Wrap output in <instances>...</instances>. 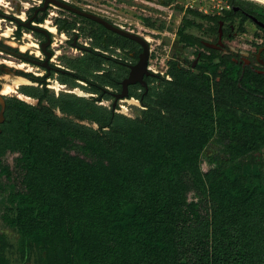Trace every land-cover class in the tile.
Returning <instances> with one entry per match:
<instances>
[{
  "label": "trees",
  "instance_id": "trees-1",
  "mask_svg": "<svg viewBox=\"0 0 264 264\" xmlns=\"http://www.w3.org/2000/svg\"><path fill=\"white\" fill-rule=\"evenodd\" d=\"M195 13L217 22L226 17ZM113 75L105 70L100 83L115 85ZM161 79L183 100L148 101L150 92L142 97L145 88L135 87L130 96L146 106L136 117L97 104L100 97L84 98L79 113L71 97L51 101L57 99L47 86L26 90L37 104L6 98L0 156L19 152L24 174L5 216L20 238L17 245L7 239L15 249L0 251V264H26L38 248L47 264H264V171L243 161L252 138L264 140V117L252 121L245 101L222 89L213 93L177 75ZM238 82L230 84L249 99L255 91ZM57 106L98 125L59 115ZM215 124L229 132L228 155L205 171L201 151ZM73 138L81 153L69 150Z\"/></svg>",
  "mask_w": 264,
  "mask_h": 264
},
{
  "label": "rangeland",
  "instance_id": "rangeland-1",
  "mask_svg": "<svg viewBox=\"0 0 264 264\" xmlns=\"http://www.w3.org/2000/svg\"><path fill=\"white\" fill-rule=\"evenodd\" d=\"M85 5H91L90 7L104 16L113 19L123 24L127 29L135 32H139L143 35H148L151 40L152 52L151 63L159 70L161 76L168 79H173L175 75L179 79L185 82L210 89L213 93L217 89H222L226 97L232 98L237 101L244 100L246 108L252 112L249 116L252 121H258L256 117H264V68L261 65L256 69L253 67L245 75L241 68V55H253L262 47L261 55L264 59V30L256 25L253 21L247 19L242 13L235 12L239 5L248 6L254 8L257 11L264 13V2L259 0H229L231 7L225 9L222 14L225 15L224 23L221 26L220 22L207 18L204 15H198L195 13L196 8L186 7L182 0H77ZM231 9H234V13H231ZM200 11V10H199ZM69 16H73L76 20L83 22L86 28H97V37L99 40H104L106 44H116L118 48L126 44V41L137 46L135 41H132L126 37H120L113 31L106 29V27L99 25L95 20L88 17L74 16L71 13H67ZM213 14V13H210ZM234 26V30L238 32L234 36H226L225 33L232 31L231 27ZM183 30L186 33L193 34L200 37L203 44L187 42L180 37L179 31ZM57 31V30H56ZM221 31L223 34L221 35ZM59 33V32H58ZM57 33V35H58ZM64 33V32H63ZM103 33H107L106 38ZM67 34V33H66ZM150 34V35H149ZM70 35V34H68ZM91 35L84 33L81 37L82 40L90 42ZM227 40V45L221 46L220 41ZM101 41V42H102ZM219 41V42H218ZM55 46L58 56L55 57L57 62H62L63 65L74 67L86 73L89 77L96 81L101 82V76L98 70H112L113 74L117 77H121L125 69L114 61H110L103 56H92L88 53L83 58L78 59L81 55L80 50L73 48L70 43H61ZM23 44H26L22 42ZM93 45L100 50H107L113 52L117 56L124 55L121 52H117L114 48L108 49L107 46H103L100 41L93 43ZM217 46L218 51H214L208 46ZM216 47V46H214ZM234 52V57L237 60H227L223 58V54ZM121 53V54H120ZM124 57V56H123ZM1 61L6 60L5 63L10 65H18L23 63L20 59L0 53ZM176 62L181 68L188 72H180L175 69L173 63ZM5 65L3 72L0 71L1 87L2 91L6 83L13 85V81L16 78L13 70L17 66ZM20 67V66H19ZM21 69H30L37 73H43L42 67H38L31 63H26ZM10 70V71H9ZM13 72V73H12ZM19 73V72H18ZM21 73V72H20ZM161 76L154 78L150 83V96L147 97L148 101L160 102H178L182 99V94L177 87L172 86L161 79ZM58 75H55L49 81L48 88L54 93L57 100H51L54 102H60L62 96L72 98L80 104L77 112L82 113L81 104L84 98L100 97L96 101L99 105H104L108 108L112 107L113 96L106 95L102 97L100 92L93 89L84 81V84H78L72 81L67 86L64 80L59 79ZM58 78V79H57ZM58 80V81H57ZM239 80V85H245L249 88H256L258 92H255L249 99L246 100V95L240 90H234L231 81ZM78 84V85H77ZM75 86V87H73ZM32 87H41L38 83H25L22 82L16 91L5 93L6 98L17 96L29 103H37L33 97L29 95H23L21 89L30 90ZM112 87V86H110ZM142 90V89H140ZM135 99L129 98L126 101H120L123 106L119 105L116 111L125 113L129 116L136 117L141 114L142 109L146 106L142 103L141 99L134 96ZM50 100L45 101L46 104L51 103ZM216 107V106H215ZM113 108V107H112ZM55 111L59 115L73 118L75 121L83 123L93 124L97 126V122L89 121L87 119H80L76 117L74 113L63 112L61 107L57 106ZM2 126V123H0ZM256 123H252V126ZM213 132L209 136L208 143L201 151V166L207 171L218 166L219 162L228 155L227 148L229 146V136L227 131L219 129L217 124L213 125ZM252 138V142L248 145L250 149H245L243 152L248 157L246 160H253L255 164L264 171V140L255 141ZM73 143L69 149L72 153H81V141L77 138H73ZM19 152H6L0 156V232L4 237L0 238V251H12L15 249L14 245H9L8 241L15 243L20 236L18 231L5 222V216L12 210L15 205L12 204L8 197L10 193L16 189H22V178L24 174L23 168L18 164ZM4 166H8L12 170L10 175L1 173ZM191 198H196L195 192L190 193ZM8 239V241H7ZM41 248L35 249L33 260L26 262V264H47L43 259L47 256L46 250L42 252ZM0 252V253H1ZM43 261V262H42Z\"/></svg>",
  "mask_w": 264,
  "mask_h": 264
},
{
  "label": "flooded vegetation",
  "instance_id": "flooded-vegetation-1",
  "mask_svg": "<svg viewBox=\"0 0 264 264\" xmlns=\"http://www.w3.org/2000/svg\"><path fill=\"white\" fill-rule=\"evenodd\" d=\"M59 1L61 2L63 1L69 5L75 6L80 9L98 13L90 7L91 5H85L77 0H59ZM61 2H57L55 0H4L3 3H0V53L1 54L5 53L7 55L14 56L20 59L21 61H23V63L19 64L20 67L18 65H10L8 63V65L12 67L17 66L15 68L13 67L14 68L13 70H15L14 74L16 75V78L13 81V85L10 83H6L3 91L1 87L2 81L0 80V91L3 93L16 91V88L19 87V85L22 82L34 83V84L38 83L41 84V87L44 86L48 87L51 78L55 75H58L59 76L58 78L64 80L67 86H69L70 83H72V81L77 82L78 84H84L85 81L88 83L89 86L91 87L97 86L99 89H103L105 93L110 94L114 98L113 93L122 90L121 81L129 75L131 69L130 65L138 61L139 54L142 51V45L139 42L132 39H131L132 41H135L137 43L136 47L135 45H133L128 41H126V44L122 45L121 48H118V46L116 45L118 40L115 41L116 44H106L104 40L103 41L99 40V38L97 37L98 36L97 28L94 27L86 28L83 22L76 20L73 16H69L67 13H71L72 15L79 17H87V16L78 13L76 10L62 4ZM235 12L242 13L245 17H247V19L253 21L256 25H258L261 29L264 30V13L257 11L254 8L248 6L247 7L241 6V5L238 6ZM100 15L104 16L103 14ZM104 17L109 19L113 23H116L122 26L123 28L127 29L123 24L113 19H110L106 16ZM96 22L99 25L104 26L102 23H99L98 21ZM223 23H224V19H221L220 20L221 26L223 25ZM106 29L108 28L106 27ZM231 30L232 31L226 32L225 35L231 37L238 33L234 30L233 25L231 27ZM84 33L91 35V38H89V40H91L90 42L81 39ZM115 33L118 34L120 37H126L120 33L117 32ZM103 34L104 37L106 38L107 33H103ZM222 34L223 32L221 31V35ZM147 40L149 41L150 39ZM58 41H61V43L63 42L70 43L73 48L75 47L77 50H80L81 55L77 57L78 59L83 58L86 53L94 57L103 56L106 59L110 61H114L119 65H121L125 69V71L123 72V75L121 77H117L115 75L112 76V80L115 82V85L112 84L113 85V86L111 85L112 87H110V85L103 86L99 81H96L93 78L89 77L83 71L79 69H75L74 67L63 65L62 62L60 61L57 62L55 57L58 56V54L55 46L60 45ZM98 41H100V44L102 43L103 46L104 45L107 46L108 49L114 48L117 52H121L124 55L117 56L113 52H109L107 50H100L96 48L93 45V43ZM22 42L26 44H23ZM149 42H150L151 51L149 56L148 69L153 74L144 75V79L147 80L148 82V87L142 81H137L129 85L130 92L135 87H138V91H141L140 89L144 87L145 89L143 90L142 97H144L147 94L148 90L150 89V83L148 79L152 77L156 78L158 76H161V73L156 72L155 70H153V68L149 66L151 64V52H152L151 41ZM219 43L221 44V46L219 45H214L216 47L208 46V45L207 46L214 51H218V49H216L217 46L219 47L225 46L227 45L226 43L228 42L227 40H225L224 42L220 41ZM200 44H203L202 40ZM261 52H262V47H260L258 51L256 53L254 52L253 55L251 56L241 55V59H240L242 65L241 70L244 75L253 67L257 69L258 66L261 65V67L264 68V59L263 56L261 55ZM233 54L234 52H229L223 54L222 56L227 60L230 59L237 60V58L234 57L235 55ZM5 62L6 60L1 61L0 59L1 69H4L5 65L8 67L7 63ZM26 63H31L38 67H42L44 72L37 73L30 69H26V70L21 69V67L24 66ZM46 63H48V65ZM0 71L3 72V74L6 73L3 70ZM104 71L105 70L103 71L98 70V73L101 74ZM4 76H6V74H4ZM27 78L30 79L31 81L29 82ZM244 87L246 86L244 85ZM250 89L254 90L255 92H258V89L254 87ZM20 91L21 93H23V95L26 96L29 95L30 97H33L35 100H37L38 103L39 101L38 96H35L33 94H28V92H26L25 89H21ZM132 97L134 96H130L128 98H132ZM119 101L120 99L118 100V104H117L118 106L120 104Z\"/></svg>",
  "mask_w": 264,
  "mask_h": 264
},
{
  "label": "water",
  "instance_id": "water-1",
  "mask_svg": "<svg viewBox=\"0 0 264 264\" xmlns=\"http://www.w3.org/2000/svg\"><path fill=\"white\" fill-rule=\"evenodd\" d=\"M57 2H61L59 0H55ZM62 4L71 7L72 9L76 10L78 13L85 15L91 19H94L98 21L99 23H102L105 27H107L110 30H113L117 33H120L130 39H133L137 42H139L142 45V51L139 54L138 61L134 64L130 65V72L127 77H125L122 81V90L119 92L113 93L114 95V100L112 103V107L115 109V107L118 104V100L121 98H128L130 97V91H129V85L131 83L137 82V81H142L147 87H148V82L147 80L144 79L145 74H153L149 69H148V62H149V56H150V42L139 32L131 31L129 29H125L122 26L113 23L109 19L105 18L104 16L90 12L88 10L80 9L75 6L69 5L65 2H61ZM256 19V18H255ZM262 23V22H260ZM48 65V63H46ZM28 79V78H27ZM29 82L31 81L28 79ZM0 123H2L5 120V111H6V95L5 93L0 91ZM1 130V129H0Z\"/></svg>",
  "mask_w": 264,
  "mask_h": 264
},
{
  "label": "built area",
  "instance_id": "built-area-1",
  "mask_svg": "<svg viewBox=\"0 0 264 264\" xmlns=\"http://www.w3.org/2000/svg\"><path fill=\"white\" fill-rule=\"evenodd\" d=\"M183 1L185 3L186 7L196 8V9H198L204 13H207V14H210V13L222 14V12L225 9H228L231 7V3L229 0H182V4H183ZM144 36L147 39L150 38L148 35H144ZM149 41H151V40H149ZM149 66L151 68H153V70H155L156 72H159V70L156 67H154L152 65V63ZM128 99L129 98H123V99H120V101H126ZM132 99H135V97H132ZM120 101H119V103H120ZM119 105L123 106V104H121V103Z\"/></svg>",
  "mask_w": 264,
  "mask_h": 264
},
{
  "label": "clouds",
  "instance_id": "clouds-1",
  "mask_svg": "<svg viewBox=\"0 0 264 264\" xmlns=\"http://www.w3.org/2000/svg\"><path fill=\"white\" fill-rule=\"evenodd\" d=\"M4 2V0H0V3H3Z\"/></svg>",
  "mask_w": 264,
  "mask_h": 264
},
{
  "label": "bare ground",
  "instance_id": "bare-ground-1",
  "mask_svg": "<svg viewBox=\"0 0 264 264\" xmlns=\"http://www.w3.org/2000/svg\"><path fill=\"white\" fill-rule=\"evenodd\" d=\"M259 1H262V2H264V0H259Z\"/></svg>",
  "mask_w": 264,
  "mask_h": 264
}]
</instances>
